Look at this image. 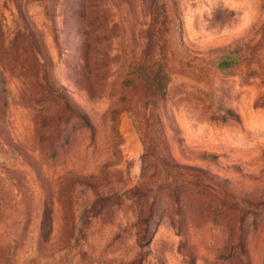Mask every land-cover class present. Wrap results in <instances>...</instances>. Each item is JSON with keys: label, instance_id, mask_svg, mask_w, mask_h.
Segmentation results:
<instances>
[{"label": "rangeland", "instance_id": "1", "mask_svg": "<svg viewBox=\"0 0 264 264\" xmlns=\"http://www.w3.org/2000/svg\"><path fill=\"white\" fill-rule=\"evenodd\" d=\"M0 264H264V0H0Z\"/></svg>", "mask_w": 264, "mask_h": 264}]
</instances>
